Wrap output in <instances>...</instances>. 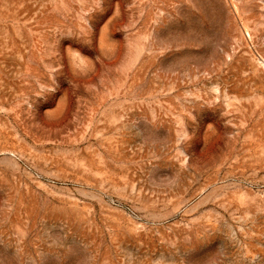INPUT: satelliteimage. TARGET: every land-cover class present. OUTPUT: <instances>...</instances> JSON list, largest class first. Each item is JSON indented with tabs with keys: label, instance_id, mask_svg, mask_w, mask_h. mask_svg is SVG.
I'll return each mask as SVG.
<instances>
[{
	"label": "rangeland",
	"instance_id": "1",
	"mask_svg": "<svg viewBox=\"0 0 264 264\" xmlns=\"http://www.w3.org/2000/svg\"><path fill=\"white\" fill-rule=\"evenodd\" d=\"M0 264H264V0H0Z\"/></svg>",
	"mask_w": 264,
	"mask_h": 264
}]
</instances>
